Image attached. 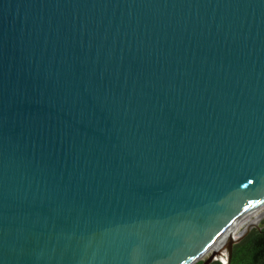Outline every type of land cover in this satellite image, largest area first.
<instances>
[{"label": "water", "instance_id": "water-1", "mask_svg": "<svg viewBox=\"0 0 264 264\" xmlns=\"http://www.w3.org/2000/svg\"><path fill=\"white\" fill-rule=\"evenodd\" d=\"M264 204V0H0V264H231Z\"/></svg>", "mask_w": 264, "mask_h": 264}, {"label": "trees", "instance_id": "trees-1", "mask_svg": "<svg viewBox=\"0 0 264 264\" xmlns=\"http://www.w3.org/2000/svg\"><path fill=\"white\" fill-rule=\"evenodd\" d=\"M213 264L221 263L214 262ZM231 264H264V223L262 227L253 229L236 245Z\"/></svg>", "mask_w": 264, "mask_h": 264}, {"label": "bare ground", "instance_id": "bare-ground-1", "mask_svg": "<svg viewBox=\"0 0 264 264\" xmlns=\"http://www.w3.org/2000/svg\"><path fill=\"white\" fill-rule=\"evenodd\" d=\"M262 210H264V204H262L260 207H258L257 209H255L254 211H252L250 214H248L244 219L246 220L247 218H251L252 216H255L256 214H258L259 212H261ZM243 219V220H244ZM264 219V213H262L261 215H259L253 222H251L249 225H259V223ZM241 220L235 227L234 229H232L227 235H225L216 245L215 247L212 248V250H214L216 247H220V250L217 251L215 254L217 256L218 259L221 260V258L224 256V249L226 248L227 245H230V242L232 239L237 238L239 236L238 235L230 238V234L241 224V222L243 221ZM222 261V260H221Z\"/></svg>", "mask_w": 264, "mask_h": 264}, {"label": "rangeland", "instance_id": "rangeland-1", "mask_svg": "<svg viewBox=\"0 0 264 264\" xmlns=\"http://www.w3.org/2000/svg\"><path fill=\"white\" fill-rule=\"evenodd\" d=\"M262 213H264V210H262L261 212H259L258 214H256L255 216H252L251 218H247L246 220L244 219L242 222H241V224L230 234V238H232V237H234V236H236V235H238L239 233H241L243 230H244V228L246 227V226H248L251 222H253L259 215H261ZM263 223H264V219L259 223V227H262V225H263ZM253 229H257V228H253ZM252 229V230H253ZM251 230V231H252ZM250 231V232H251ZM249 232V233H250ZM227 247H228V245L226 246V248L224 249V256L221 258V260H222V262H225L226 260H227V254H228V249H227ZM220 250V247H216L214 250H212L211 252H214V253H216L217 251H219ZM211 255V253H209L207 256H205L204 257V259L201 261V262H203L204 260H206L209 256Z\"/></svg>", "mask_w": 264, "mask_h": 264}, {"label": "flooded vegetation", "instance_id": "flooded-vegetation-1", "mask_svg": "<svg viewBox=\"0 0 264 264\" xmlns=\"http://www.w3.org/2000/svg\"><path fill=\"white\" fill-rule=\"evenodd\" d=\"M202 264V263H201Z\"/></svg>", "mask_w": 264, "mask_h": 264}]
</instances>
